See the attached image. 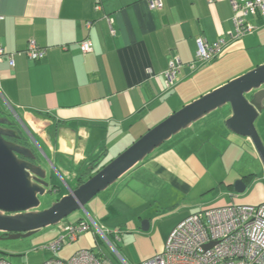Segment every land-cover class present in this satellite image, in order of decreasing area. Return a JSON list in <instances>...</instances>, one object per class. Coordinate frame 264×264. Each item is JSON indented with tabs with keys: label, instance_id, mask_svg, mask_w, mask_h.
Listing matches in <instances>:
<instances>
[{
	"label": "crops",
	"instance_id": "crops-1",
	"mask_svg": "<svg viewBox=\"0 0 264 264\" xmlns=\"http://www.w3.org/2000/svg\"><path fill=\"white\" fill-rule=\"evenodd\" d=\"M162 2L151 10L147 0H0V44L15 53L13 67L7 56L0 61V109L70 187L78 185L82 164L101 156L109 163L173 113L264 64V17H249L257 29L234 40L230 0ZM221 37L228 39L223 54L198 63V40ZM87 38L94 49L84 54ZM31 40L46 51L39 61L25 53ZM174 61L180 71L167 88L164 75ZM231 116L226 106L192 123L67 222L92 219L119 230V240L111 237L115 247L140 264L161 253L190 215L264 204V164L250 138L228 129ZM255 126L264 143V111ZM238 180L247 185L243 194L235 192ZM74 243L76 252H102L116 263L107 247H95L94 232Z\"/></svg>",
	"mask_w": 264,
	"mask_h": 264
},
{
	"label": "water",
	"instance_id": "water-1",
	"mask_svg": "<svg viewBox=\"0 0 264 264\" xmlns=\"http://www.w3.org/2000/svg\"><path fill=\"white\" fill-rule=\"evenodd\" d=\"M226 106L232 111L226 126L231 131L250 138L264 164V143L255 121L264 111V64L203 95L170 115L149 130L109 163L104 157L94 162L82 178H88L49 208L38 211L40 198L59 188L52 173L24 140L22 132L12 128L13 121L0 116V232L7 239L32 236L39 230L59 225L74 212L83 210L99 193L113 185L124 174L144 161L172 136L205 115ZM235 192L243 194L247 188L243 180L234 183ZM149 222H142V230ZM4 238L0 236V240Z\"/></svg>",
	"mask_w": 264,
	"mask_h": 264
},
{
	"label": "built area",
	"instance_id": "built-area-1",
	"mask_svg": "<svg viewBox=\"0 0 264 264\" xmlns=\"http://www.w3.org/2000/svg\"><path fill=\"white\" fill-rule=\"evenodd\" d=\"M151 10L163 7L162 0H147ZM233 9V23L236 33H229L234 40L252 34L257 27L249 17H264V0H230ZM91 29L92 23L86 24ZM228 39L221 37L213 43L198 40L197 61L206 64L219 58ZM84 54L94 49L93 42L87 38L80 43ZM26 55L30 60L39 61L46 51L36 41L28 43ZM8 57L11 67L15 65V53H7L0 44V61ZM180 62L174 61L165 73V85L172 88L177 79ZM1 93V92H0ZM64 235L44 247L51 253H57L68 243L77 241L79 235L94 232L101 238L116 263L103 255L98 256L92 250H81L68 259H50L43 264H130L119 253L111 237L120 239L119 230L100 228L89 219L63 226ZM0 264H12L0 259ZM140 264H264V204L211 207L190 215L181 221L169 235L164 249L152 259Z\"/></svg>",
	"mask_w": 264,
	"mask_h": 264
},
{
	"label": "rangeland",
	"instance_id": "rangeland-1",
	"mask_svg": "<svg viewBox=\"0 0 264 264\" xmlns=\"http://www.w3.org/2000/svg\"><path fill=\"white\" fill-rule=\"evenodd\" d=\"M6 111L11 112L7 104H3ZM48 173H52L56 178L55 181L59 186L60 191L49 192L40 198L41 204L38 211L49 208L53 203L60 200L63 196L61 193L69 191L70 186L57 173L53 167L48 168ZM79 211L74 212L68 218L64 219L59 225L45 227L32 236L19 239H3L0 240V259H6L12 264H43L50 259H63L72 257L78 250L79 244L68 243L57 253H51L44 249L48 244L57 240L64 235L63 226L67 224L69 219L77 218ZM73 220H71L72 222Z\"/></svg>",
	"mask_w": 264,
	"mask_h": 264
},
{
	"label": "trees",
	"instance_id": "trees-1",
	"mask_svg": "<svg viewBox=\"0 0 264 264\" xmlns=\"http://www.w3.org/2000/svg\"><path fill=\"white\" fill-rule=\"evenodd\" d=\"M0 116L1 117H5L6 116V114H5V112L3 111V110H1L0 109ZM14 123V122H13ZM14 125V127H16V125H15V123L14 124H12V126ZM23 144H26L25 143V141L23 140ZM102 157V156H101ZM101 157H96L94 160H92L91 161V163H90V165L91 164H93L94 162H96V161H98V160H100L101 159ZM88 165L89 164H86V163H84V164H82L81 166H80V168H79V170L82 172V173H80L81 174V177L79 178V184H81V183H83L86 179H88V178H82L83 176H84V174H85V171H86V169H88ZM95 243H96V246L95 247H101V246H103L104 245V242L101 240V238L100 237H98L97 235H95ZM105 246V245H104ZM93 251V250H92ZM101 254H102V252H101ZM101 254H97L96 253V255H98V256H101Z\"/></svg>",
	"mask_w": 264,
	"mask_h": 264
},
{
	"label": "flooded vegetation",
	"instance_id": "flooded-vegetation-1",
	"mask_svg": "<svg viewBox=\"0 0 264 264\" xmlns=\"http://www.w3.org/2000/svg\"><path fill=\"white\" fill-rule=\"evenodd\" d=\"M6 118H9L11 121H13L12 119H11V117H10V115L9 114H6V116H5ZM14 124V123H13ZM12 128H16V127H14V125L13 126H11ZM21 142H22V144H23V140H21ZM26 143V142H25ZM27 144V143H26ZM78 185H79V183H78ZM0 236H2L4 239L7 237V234L6 233H1L0 232Z\"/></svg>",
	"mask_w": 264,
	"mask_h": 264
}]
</instances>
